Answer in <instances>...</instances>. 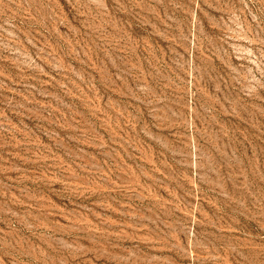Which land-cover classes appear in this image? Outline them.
Returning a JSON list of instances; mask_svg holds the SVG:
<instances>
[{"label": "rangeland", "instance_id": "obj_1", "mask_svg": "<svg viewBox=\"0 0 264 264\" xmlns=\"http://www.w3.org/2000/svg\"><path fill=\"white\" fill-rule=\"evenodd\" d=\"M0 264H264V0H0Z\"/></svg>", "mask_w": 264, "mask_h": 264}]
</instances>
